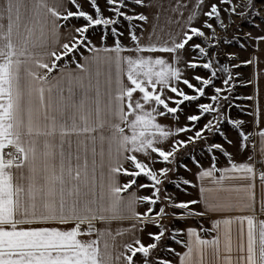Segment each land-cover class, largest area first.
Instances as JSON below:
<instances>
[{"label": "snow or ice", "instance_id": "snow-or-ice-1", "mask_svg": "<svg viewBox=\"0 0 264 264\" xmlns=\"http://www.w3.org/2000/svg\"><path fill=\"white\" fill-rule=\"evenodd\" d=\"M236 17L264 22V0H0V264H264L260 73L236 71L264 28L241 59Z\"/></svg>", "mask_w": 264, "mask_h": 264}, {"label": "rangeland", "instance_id": "rangeland-1", "mask_svg": "<svg viewBox=\"0 0 264 264\" xmlns=\"http://www.w3.org/2000/svg\"><path fill=\"white\" fill-rule=\"evenodd\" d=\"M101 2H102V0H101ZM85 9L87 10V4H85ZM234 19L236 21V24L239 25V28L237 29V35L240 37V39L233 40L232 43L228 47H230L231 50H235V51H236V49H238V50H247L248 46H247L246 49H242L240 47L241 43H245V44L247 43V45H248V41L244 40L243 34L245 32L250 31V30L256 29L254 27V25H256L258 23H263L264 24V22L261 21L260 17H249L248 19L243 20V21H241L238 17H236ZM73 22L74 23H83V20H81L79 22H77V21H73ZM135 23H141V22L135 21ZM118 27L122 31L125 30L127 28V22L126 21L123 22ZM231 34H232V32H231V29H230L229 30V36H231ZM99 35H100V30L99 29H97V31H95V32H90V38L93 39V41L99 39ZM125 40L126 39H124V42H125ZM112 42H113L112 37H111V35H109L107 43L111 44ZM59 63H63V60L60 61ZM200 71H202V70H200ZM236 71L241 72L242 73V78L246 79V72L248 71V66H243L242 65ZM181 87H184V86L181 85ZM248 90H249L248 86H241V85L237 84L236 96L237 97L246 96L247 93H248ZM185 91H189V90L185 88ZM235 103L240 105V108H235L234 107L232 109V116L234 118L242 119V120L247 121L248 125L246 126V130L250 131V120L248 118L249 116L245 115V113L243 111H241V108H248L249 109V107H250L249 101L245 100L243 98H238V99L235 100ZM181 107L184 109V111L182 113H180V123L184 124V123L187 122L185 120V115L193 113L195 111V105L194 104L193 105H188L187 102H185V105H182ZM225 131H226V134L228 135L229 139L233 140V142L235 144L237 142V140H238L237 132L234 129H232L231 126H228V125L225 126ZM214 141L215 142L224 143V141L222 140L221 137H219V135H217L214 138ZM225 147H227L229 149V151H232V152L236 151L235 147L229 146L226 143H225ZM193 154L196 155L198 159H201L205 164H207V162H208L207 161V156H206V154L202 153L199 148H197L196 151ZM239 158H241V157H239ZM183 159H184L185 163H188L189 166H191V161H190V159L188 157H184ZM221 162H223V158H221ZM161 166H163V165H161V164H157L156 165L157 168H159ZM179 175H181V176L187 175V176H189V178H191L190 174L185 173L182 168L179 169ZM122 176L124 177L125 182H127L129 177H127L126 175H123V174H122ZM137 182H138V184L139 183H149L147 178L144 177L143 175H141L140 177H137ZM165 187H166V189H167V191L169 193L175 194L177 196V198L180 199V200H186V199H189V198H192V199L196 198V190H194V189H192L190 187L188 188V193H184V192L176 189L175 186L172 185V184H165ZM132 188L138 189L140 191L141 195L150 194L149 191L144 190V189H139L135 185ZM192 222H196V221H194V220L193 221H189V223H192ZM147 231L155 232V231H157V229H156L155 226L150 225L148 227ZM148 242H150L149 237H148ZM165 244L167 246H171V247L175 248L177 252H180L182 250V248H183L182 245L176 244V243H174L171 240L166 241ZM160 255L161 256H167L168 259H173V260L176 259L174 256H172L170 254H166L164 252H161Z\"/></svg>", "mask_w": 264, "mask_h": 264}, {"label": "crops", "instance_id": "crops-1", "mask_svg": "<svg viewBox=\"0 0 264 264\" xmlns=\"http://www.w3.org/2000/svg\"><path fill=\"white\" fill-rule=\"evenodd\" d=\"M260 25L261 28H264V24L263 23H258ZM145 27H147V25H145ZM248 32H252L254 35L257 34L259 32V29H254V30H250ZM95 41H98L97 40H94ZM128 41L125 40L124 43H127ZM247 44V43H246ZM237 52L240 53V56H241V59H248L251 57L254 49L253 47L251 46V44L248 42V48L247 50H238L236 49ZM260 55V64L258 66H255V65H247L248 66V71L246 72V79H252L255 75V73L257 71H259L260 73V76H259V85H260V99H261V106L264 107V53H259ZM56 71L58 70H54L53 74L56 73ZM249 87V90H248V93L247 95H251L253 93V86L252 85H248ZM251 101H249V104H250V107H251ZM250 107H249V110H250ZM249 120H250V131L252 130L251 128V120H252V117H248ZM237 159H240L239 157H237ZM120 180H121V183H125V180H124V177L121 175L120 177ZM129 191H136L137 194L141 195L140 191L138 189H130ZM124 195H127V193H124ZM260 196H261V189H260V186H259V181H257V200L259 201L260 199ZM198 196H197V192H196V198L197 199ZM141 211H143V206L140 207ZM259 218H264V217H259ZM196 222H192L191 224L195 225ZM205 226H207V224H205ZM115 227V225H114ZM142 236V239L144 240V242H148V236L146 235V232L145 233H142L141 234ZM184 251V249L182 248V250L180 252Z\"/></svg>", "mask_w": 264, "mask_h": 264}, {"label": "trees", "instance_id": "trees-1", "mask_svg": "<svg viewBox=\"0 0 264 264\" xmlns=\"http://www.w3.org/2000/svg\"><path fill=\"white\" fill-rule=\"evenodd\" d=\"M90 32H92L91 30H90ZM59 63V62H58Z\"/></svg>", "mask_w": 264, "mask_h": 264}]
</instances>
